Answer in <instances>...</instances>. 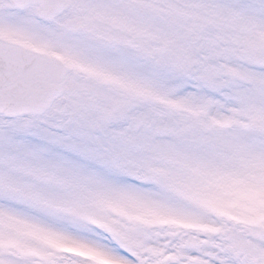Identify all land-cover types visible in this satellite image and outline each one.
<instances>
[{"label": "snow or ice", "instance_id": "obj_1", "mask_svg": "<svg viewBox=\"0 0 264 264\" xmlns=\"http://www.w3.org/2000/svg\"><path fill=\"white\" fill-rule=\"evenodd\" d=\"M0 264H264V0H0Z\"/></svg>", "mask_w": 264, "mask_h": 264}]
</instances>
